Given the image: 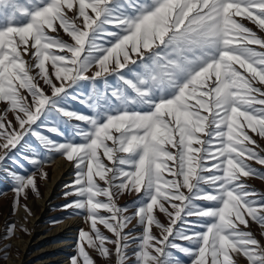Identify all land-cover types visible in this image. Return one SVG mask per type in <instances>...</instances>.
Here are the masks:
<instances>
[{"label": "snow or ice", "instance_id": "1", "mask_svg": "<svg viewBox=\"0 0 264 264\" xmlns=\"http://www.w3.org/2000/svg\"><path fill=\"white\" fill-rule=\"evenodd\" d=\"M0 104V153L31 135L75 168L70 264H264V0H0ZM11 179L16 208L36 176Z\"/></svg>", "mask_w": 264, "mask_h": 264}, {"label": "rangeland", "instance_id": "2", "mask_svg": "<svg viewBox=\"0 0 264 264\" xmlns=\"http://www.w3.org/2000/svg\"><path fill=\"white\" fill-rule=\"evenodd\" d=\"M249 26L251 27V25ZM60 34L64 39H68V37L64 35L62 31ZM108 79L110 82H114L113 77H109ZM98 86L102 89V84ZM91 91L92 86L90 82H81V86L76 88L75 91L69 90L70 95L69 98L65 101L64 106L68 109L75 108L77 110H81L80 108L82 107V103L80 102V100H86L87 95L90 94ZM71 96H76L77 99L73 100L71 99ZM3 108L4 105L0 104V110H3ZM7 119L14 121V117L11 114H8ZM33 127L35 128L36 126ZM36 130L40 131L42 134H48L46 130L41 129V127L37 128ZM30 137L31 135L26 136L25 139L21 141V143L18 144L16 148L11 149L6 154H4L3 160H0V264H14L15 262H19V264H38V261H40L42 256V254L38 252V248L42 249L43 245H40V247H35L36 244H34V242L37 233L36 227L40 226V223H42L43 221L45 224L49 223L52 226L68 215L77 214V210L64 207L74 199L72 196L66 198L64 195V193L69 190L66 186L70 185L74 181L75 177H73L72 180L64 183L58 188L55 198L53 200H50L48 202V208L42 211V214L45 212V215L41 218L40 222L36 224V227H34V224L30 222V215L35 214V209L29 204L28 201L31 197L34 198L35 196L42 195L44 191V181L50 178L53 172L52 166L54 165L56 159L60 156L53 153V155H51V157L47 161H45V166H40L37 171L34 168H28L31 166V164L28 163L32 159H36L27 145L28 139ZM50 138L54 139V137ZM256 139L260 147L264 148V140H261L258 137ZM0 155H3V153H0ZM25 160L26 162L24 163ZM24 166H26L30 170L24 176L30 175V172L35 170L34 174L36 176L37 191L34 192L31 188L26 189L25 193L23 195L21 194V196L19 197V206L14 208L16 194L13 191L14 182L11 179V176L13 173L23 175L24 173L22 171ZM254 166L258 169L264 168V166L260 165ZM41 173H46L47 177L42 178ZM247 182L258 192L264 193V180L251 178L248 179ZM135 199L136 197L133 195H124L120 198L119 204L121 206L125 204L130 205L131 202ZM25 205L27 206L29 212H25ZM36 208L41 210L40 207L36 206ZM158 215L162 221L165 220L163 214ZM12 225H15V231L11 237H8L7 229ZM87 229L88 224L85 230ZM250 230L253 232L256 238L261 241V243H264V236L261 235L262 230L257 225H255L254 223H250ZM102 231L104 230L102 229ZM135 231L139 232V229H136ZM153 231L155 234H158V230H156L155 228L153 229ZM24 239L28 240L30 245L23 250L21 248L20 242H22ZM17 240L19 242H17ZM178 242L186 243L182 241ZM134 247L135 246L133 245V247L128 250L129 256H131ZM94 253L95 252H92L91 254L93 255L94 259H96V264H105V261L99 258L97 254ZM181 259L185 261V264H187V257L181 255ZM51 264L56 263H54L53 261L51 262ZM108 264H115L114 256L111 258V260L108 261ZM128 264H131V261H129ZM238 264H246L245 259L238 258Z\"/></svg>", "mask_w": 264, "mask_h": 264}, {"label": "bare ground", "instance_id": "3", "mask_svg": "<svg viewBox=\"0 0 264 264\" xmlns=\"http://www.w3.org/2000/svg\"><path fill=\"white\" fill-rule=\"evenodd\" d=\"M52 170L50 178L44 181L42 195L35 196L34 198L31 197L28 201L35 209V214L30 215V222L34 224V227L44 217L45 212L42 214V211L46 210L49 206L48 202L55 198L58 188L75 177L73 164L62 156L56 159ZM36 206L40 207L41 210L36 208ZM25 212L29 211L25 210ZM40 224V226L36 227L37 233L34 242L36 244L35 247L43 245L42 249L38 248V252L42 254L38 264H51L53 261L56 264H70V257L76 254V242L79 230L87 228L84 215H68L52 226L49 223L45 224L44 221ZM17 242L19 241L17 240ZM20 244L23 250L30 245L26 239L20 242ZM14 264H19V262H15Z\"/></svg>", "mask_w": 264, "mask_h": 264}, {"label": "crops", "instance_id": "4", "mask_svg": "<svg viewBox=\"0 0 264 264\" xmlns=\"http://www.w3.org/2000/svg\"><path fill=\"white\" fill-rule=\"evenodd\" d=\"M82 107L80 108L81 110H77L75 108L71 109L70 110H75V111H78V112H82V113H85V114H89L90 113V110L86 107V105L84 103L81 104ZM41 129L45 130L44 127H41ZM70 129H68V132L70 133ZM50 137H54V139L58 140V141H64L65 140V137L64 136H55L54 134H51ZM27 145H28V148L32 151L33 153V156L37 159V160H40L41 161V164L39 165L44 167L45 166V161H47L51 155H53V153H50L48 152L46 149L43 148V146L40 144V142L34 137V136H31L29 139H28V142H27ZM26 162V160L24 161V163ZM28 163V162H27ZM28 164H31L30 167L28 168H34L36 169H39V167L33 165L31 162H29ZM29 166V165H28ZM25 168V169H24ZM23 168V175H25L26 173H28L30 170L24 166ZM35 170L31 171L30 172V175L34 174ZM96 254V253H94ZM103 262V261H102Z\"/></svg>", "mask_w": 264, "mask_h": 264}]
</instances>
